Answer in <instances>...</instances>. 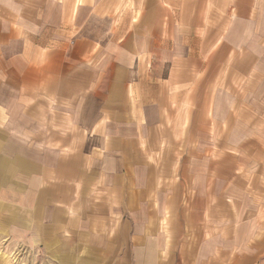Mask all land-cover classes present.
I'll list each match as a JSON object with an SVG mask.
<instances>
[{
	"label": "crops",
	"instance_id": "0c3cea01",
	"mask_svg": "<svg viewBox=\"0 0 264 264\" xmlns=\"http://www.w3.org/2000/svg\"><path fill=\"white\" fill-rule=\"evenodd\" d=\"M264 264V0H0V264Z\"/></svg>",
	"mask_w": 264,
	"mask_h": 264
},
{
	"label": "rangeland",
	"instance_id": "374dc122",
	"mask_svg": "<svg viewBox=\"0 0 264 264\" xmlns=\"http://www.w3.org/2000/svg\"><path fill=\"white\" fill-rule=\"evenodd\" d=\"M2 256H4L7 260H10L11 262L12 261H17L19 262V260H22V263L21 264H30L29 260H30V253H25L24 254V251L19 249V250H16V249H13V248H10V249H6L5 251L2 252L1 254Z\"/></svg>",
	"mask_w": 264,
	"mask_h": 264
}]
</instances>
